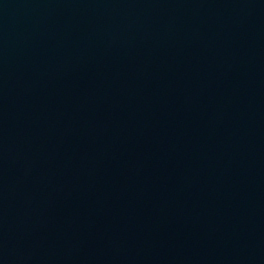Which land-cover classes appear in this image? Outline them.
I'll list each match as a JSON object with an SVG mask.
<instances>
[{"label": "water", "instance_id": "water-1", "mask_svg": "<svg viewBox=\"0 0 264 264\" xmlns=\"http://www.w3.org/2000/svg\"><path fill=\"white\" fill-rule=\"evenodd\" d=\"M0 264H264V0H0Z\"/></svg>", "mask_w": 264, "mask_h": 264}]
</instances>
